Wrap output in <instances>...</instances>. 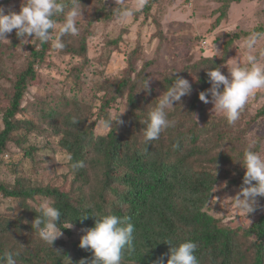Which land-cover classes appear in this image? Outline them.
<instances>
[{
    "label": "trees",
    "instance_id": "trees-1",
    "mask_svg": "<svg viewBox=\"0 0 264 264\" xmlns=\"http://www.w3.org/2000/svg\"><path fill=\"white\" fill-rule=\"evenodd\" d=\"M224 1L229 5L241 0ZM81 3L87 8L98 4V0ZM98 5L101 8L95 10L92 19L110 21L114 12H107L104 4ZM65 43V54L82 55L72 44ZM39 48L32 51V61L16 76L11 89L6 93L0 89V101L8 102L0 123V170L9 169L15 179L8 184L0 178V256L10 247L9 251L19 252L14 258L24 264H67V258L70 264H79L81 259L91 264L92 251L79 246L84 229L93 227L103 215L116 214L130 217L134 225L135 251L126 252L122 264H154L162 255L167 264L172 247L168 242L176 246L187 240L197 243L200 264H264V197H258L261 215L247 228L231 229L223 225L222 217L212 216L205 209L213 184L225 182L229 188L240 189L245 175L243 162L240 169L235 167L240 158L236 148L239 140L233 135L232 125L218 112L194 118L199 112V93L211 88L207 72L224 65V58H189L165 71H152L156 62L148 61L137 69L134 57L128 60L125 72L115 78L116 83L114 80L99 89L105 95L97 96L98 107L80 103L76 94H52L44 104L37 105L33 99L22 106L28 85L37 78L34 63L47 50L54 51L51 41ZM224 70L221 67L222 74ZM172 72H179L173 79L175 75L188 79L192 92L169 111L174 126L147 146L142 122L147 119L149 106L155 107L171 85ZM146 77L152 78L150 94L141 90ZM73 85L75 93L80 91L77 80ZM186 97L190 100L183 108ZM206 98H211L210 93ZM116 103L118 112L112 116L109 109ZM121 105L124 109L119 108ZM118 113H123L122 124H115L102 135H93L92 125ZM73 118L78 122L73 123ZM91 118L92 124L85 127ZM37 124L43 128L37 130ZM47 129L61 136L60 148L71 153L74 161H83L84 167L72 170L65 163L58 172L53 158L33 161L32 152L25 156L32 164L28 170L27 160L22 164L23 160L8 159L9 144L21 145L31 133L41 134ZM43 198L62 213L63 235L52 246L32 227L39 215L34 210ZM64 222L72 227L63 228L67 227ZM251 237L255 240L246 248L247 254L241 248Z\"/></svg>",
    "mask_w": 264,
    "mask_h": 264
},
{
    "label": "rangeland",
    "instance_id": "rangeland-1",
    "mask_svg": "<svg viewBox=\"0 0 264 264\" xmlns=\"http://www.w3.org/2000/svg\"><path fill=\"white\" fill-rule=\"evenodd\" d=\"M0 1L5 2L6 11L11 9L17 13L23 3V0ZM126 2L131 5L135 0ZM98 4H104L107 12L116 7L115 0H98ZM98 4L93 3L92 6L84 8L83 17L78 20L79 34L66 36L64 39V42L72 44L75 50L82 52V55L65 54L56 49L44 52L42 59H37L38 62L34 63L37 78L28 85L22 106L33 99L37 101V105L39 102L44 104L52 94L64 96L76 94L80 103L87 102L91 107L95 105L98 107L97 96L105 95V92L99 89L106 84H113L114 80L116 83L115 78L125 72L128 60L134 57H137L135 61L137 69L148 61L156 62V65L150 68L152 71H160L159 69L165 71L173 64H179L180 61L189 58L194 60L224 58V74L228 75L227 66L231 65L233 59L244 62L240 49L243 39L253 30H264V0H241L239 3L229 5L224 0H148V4L128 25H119L114 16L110 21L93 20V13L101 8ZM6 38L8 40H0V89L5 93L11 89L16 76L32 61V51H40L37 40L32 37L21 40L17 37L16 30ZM83 47L86 49L85 52L82 51ZM224 48L226 53L223 52ZM261 48L264 49V42ZM74 79L81 88L77 93H75L77 88L73 85ZM188 97L183 100V108H186L190 100ZM208 100L209 103H204L199 99L196 105L199 112L194 116L196 120L200 114L206 113L209 116L217 114L211 98ZM7 103L6 100L0 101V123ZM116 106L117 103L109 109L112 116L118 112ZM58 108L63 109L60 106ZM119 108L124 109L122 105ZM152 108L149 106L150 110ZM20 116L21 114L17 115L18 118ZM92 122L93 118L85 127ZM36 126L37 130L43 128L42 124ZM91 129L94 136L107 132L99 123L92 125ZM232 130L235 138L239 140L236 148L240 158L237 159L235 167L240 169L243 153L252 140L256 141L255 150L264 155V90L258 91L250 98L240 119L232 125ZM60 139L61 136H54L50 129L41 134H36L35 131L28 135L27 142L21 145L9 144L6 154L8 159L12 157L14 162L23 160L22 164L28 159L25 157L26 152L33 153V161L43 157L53 158L55 170L60 172L65 166L63 160L65 151L59 146ZM4 159L7 158L4 156ZM31 165V161H28L26 170L30 169ZM245 171L246 169L242 167V172ZM0 172H2L0 178L3 177L4 182L14 183V176L10 174L9 169ZM216 186L217 191L212 193L205 209L212 216L222 217L223 225L231 229L238 226L247 228L261 215L263 209L260 206L247 216L234 208L232 197L240 189L229 188L225 182H220ZM75 237L76 235L72 240ZM254 240L251 237L250 240L244 241L241 249L249 254L246 248L248 249ZM9 249L10 247L6 248L8 251ZM16 264L24 263L16 260ZM46 264H50V261H46Z\"/></svg>",
    "mask_w": 264,
    "mask_h": 264
},
{
    "label": "clouds",
    "instance_id": "clouds-1",
    "mask_svg": "<svg viewBox=\"0 0 264 264\" xmlns=\"http://www.w3.org/2000/svg\"><path fill=\"white\" fill-rule=\"evenodd\" d=\"M116 7L112 10L114 18L119 25H128L138 12L148 4V0H135L134 4H128L126 0H115ZM81 0H23L20 11L17 13L0 4V40H8V34L16 30L17 37L28 40L32 37L40 46L52 42V47L62 51L66 47V36L79 34L78 20L83 17L84 8ZM62 18V19H57ZM31 39V40H32ZM264 30L251 31L240 44L244 62L233 59L228 68V75L222 74L221 66L211 68L207 72L211 88L199 93V99L209 103L206 98L211 95V103L214 109L223 115L227 123L234 125L241 117L248 101L258 91L264 90ZM169 74L172 81L167 90L159 97L158 103L153 107L142 123L144 142L148 146L150 142L158 140L161 134L174 126V121L169 119V110L178 104L181 98L192 92V84L188 79L174 74ZM152 78L146 77L143 87L150 94V82ZM222 86V87H221ZM140 90V91H141ZM124 113V112H123ZM118 113L114 118L109 116L99 121L100 126L110 130L115 124H122ZM78 121L73 118V123ZM141 123V122H140ZM256 141L249 142L243 153V167L246 169L243 184L239 192L232 197L234 208L247 216L260 206L258 197H264V155L255 150ZM63 160L70 169L78 170L84 167L83 161H74L69 152H65ZM217 191L213 184L210 195ZM36 216L32 227L38 230L40 238L52 246L54 241L63 235L61 231V210L52 205L48 198L41 199L35 210ZM87 218V216L83 217ZM71 228L72 224L64 222ZM85 234L80 239V247L93 253L91 264H122L124 255L135 251L134 225L128 216L116 214L103 215L95 220L93 227L84 229ZM78 234V233H77ZM167 254V264H200L196 255L197 243L187 240L174 246ZM19 252L7 251L0 256V264H16L14 257ZM67 264H70L67 258ZM79 264H88L81 259ZM154 264H165L162 255Z\"/></svg>",
    "mask_w": 264,
    "mask_h": 264
}]
</instances>
